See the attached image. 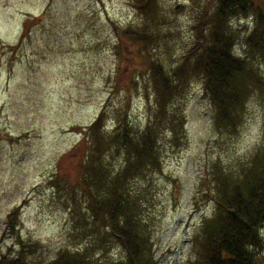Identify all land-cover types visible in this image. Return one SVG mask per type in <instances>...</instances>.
Instances as JSON below:
<instances>
[{"label": "rangeland", "instance_id": "obj_1", "mask_svg": "<svg viewBox=\"0 0 264 264\" xmlns=\"http://www.w3.org/2000/svg\"><path fill=\"white\" fill-rule=\"evenodd\" d=\"M195 2L160 1L166 18L162 29L168 27L173 33L165 47L160 43L155 50L165 67L174 63L188 41ZM129 3L0 0L2 252L11 245L10 253H15L20 239L33 247L28 258L35 261L50 259L65 246L81 248L84 241L71 234L76 221L68 207L71 200L66 187L77 181L78 160L83 159L80 150L71 153L72 146L85 138L87 124L105 106L107 118L100 130L112 127L117 109L127 112L134 127L144 126L152 104L144 98L139 76L136 90L127 100L122 87L116 91L112 87L118 59L115 27L138 21ZM176 4L181 8H175ZM247 22L248 17L240 16L233 22L238 27L236 52L241 49ZM262 88L247 101L236 134L215 131L212 107L202 97L199 82H191L187 93L176 101L185 116L184 133L178 135L177 145L161 135L159 171L138 182L147 185L141 214L147 218L155 264H186L189 236L214 206L204 194L212 161L233 170L255 149H262L264 84ZM82 146L81 150H86V145ZM119 163L112 158L109 167L115 171ZM55 177L57 185L52 181ZM19 203L18 225L8 232L7 213ZM107 251L103 256L94 252V264H106L107 257L120 254L114 244Z\"/></svg>", "mask_w": 264, "mask_h": 264}, {"label": "trees", "instance_id": "obj_2", "mask_svg": "<svg viewBox=\"0 0 264 264\" xmlns=\"http://www.w3.org/2000/svg\"><path fill=\"white\" fill-rule=\"evenodd\" d=\"M128 1L138 21L115 27L118 59L112 87H122L127 100L139 76L144 98L152 104L147 120L134 127L127 112L117 109L112 127L101 131L107 118L102 107L87 124L85 138L72 146L71 153L80 150L83 160H78L77 181L66 187L71 200L67 205L76 221L71 234L84 241L81 248L65 246L52 258L35 261L28 258L33 247L20 239L13 254L11 245L5 253L0 246V264H94V252L103 256L113 244L120 254L107 257L106 264H155L147 218L141 214L147 185L138 182L159 171L161 135L177 145L184 133L178 99L191 82H199L202 97L212 107L215 131L236 134L247 101L263 89L264 0H196L188 41L167 67L155 51L173 35L168 27L162 29L166 18L161 0ZM238 16L248 17V22L236 52L238 27L233 22ZM112 158L120 162L115 171L109 167ZM247 161L233 170L216 159L210 164L204 194L214 206L189 236L186 264H263L264 143ZM52 181L57 185L58 178ZM20 208L19 203L8 211V232L15 231Z\"/></svg>", "mask_w": 264, "mask_h": 264}]
</instances>
